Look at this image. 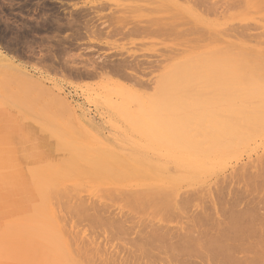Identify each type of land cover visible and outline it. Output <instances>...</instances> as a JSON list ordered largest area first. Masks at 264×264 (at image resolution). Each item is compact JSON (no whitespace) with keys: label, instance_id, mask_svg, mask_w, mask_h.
Wrapping results in <instances>:
<instances>
[{"label":"bare ground","instance_id":"6f19581e","mask_svg":"<svg viewBox=\"0 0 264 264\" xmlns=\"http://www.w3.org/2000/svg\"><path fill=\"white\" fill-rule=\"evenodd\" d=\"M61 1L76 2L78 0H61ZM135 1L136 0H134L135 6L129 5L131 6L128 9L130 12L147 10L149 11L148 13L150 12L161 13V12H167L166 10H168L167 9L168 5L163 3V1H167V0H142L144 3H141L142 2L141 0H137V3ZM138 1L139 2L141 1L140 2L141 4H139ZM183 1L190 8L195 6L196 7L204 6L205 8L204 10L207 11L206 13L209 12L208 14H210L211 12H213L214 14H216L215 7H212L211 9L208 10L210 4L208 7L206 6L207 7L206 9L205 4L207 0H183ZM253 1L255 3L257 2L256 0ZM242 2L243 0H236V2L233 3L236 4L237 6H240L242 5ZM145 3L147 5H144ZM86 4L89 5L91 3L89 1H86ZM228 4L230 5V3L227 2V5ZM87 5L86 7L85 6L82 7L88 9L89 6ZM104 5L102 3L101 4L99 3L98 6L97 5L94 6L96 10L99 9L103 10V8H106L104 7ZM79 8H77V10ZM95 8L93 7L94 10ZM48 9L50 12L51 9L50 6ZM86 9L80 8L78 11V13L80 14H76V15L81 16L82 15L81 13L84 10L87 11ZM75 10L76 9H73L72 11ZM92 10L89 9L88 10L89 12L87 11L86 14L90 13L91 15ZM56 11L54 12L56 13ZM97 12L95 11L94 13ZM55 13L53 14L55 15ZM59 13L60 11L58 12V14ZM219 13L220 12H218V15ZM86 14L83 12L84 15L83 18H85V16L87 17ZM46 15H47V11H46ZM60 15L63 14L60 13ZM70 15L73 16L72 14ZM55 17L56 16H53V18ZM157 17H159V15ZM169 18L159 17V18H151L148 21L146 20L145 22L141 21V23L145 24L144 28L139 27L141 24V23L139 24L140 21L131 22L127 20L124 21V19H121V21L118 22L117 21L110 22L111 20L115 21L120 18L114 20L109 18L110 21H108L109 20L108 19L107 22L108 23L110 22L112 24L109 23V25H107L108 23L105 21L107 24L103 25V27L101 26L102 24L100 26L98 25L103 29L99 28L98 26L97 27L103 33L104 29L108 28L107 26L111 27L112 25H114V27L113 26L112 27L117 32L115 34L117 35L119 33L121 34L123 33L122 34L123 36L125 33L124 32L125 28H127L131 24H134V26L132 25V28L130 29L128 28L127 30L128 32L126 31L125 34L126 36L129 35L127 33L130 34L132 33L133 35L139 32L142 33V31L145 32V35L152 34L159 36L161 35L169 36L170 33L172 32H173L172 34L175 33V30L178 26H182V24L177 22V20L176 22H166L165 20H163ZM55 19L57 20V17ZM74 19H70V20H74ZM67 20L69 22V19ZM85 20L87 19L85 18L83 20L85 24H83L78 20L71 21L68 24V28L70 27L69 25H71L70 28L72 29L73 27L74 29L77 27L74 26V24L82 23L86 30L91 31L92 29L91 30L89 29L90 25L88 23H91L93 19L87 20L86 22ZM61 21L63 23V18L61 19ZM65 23L66 22L60 25L61 26L63 25L64 27ZM137 23L139 24V26H136ZM93 24L94 23H92V25ZM116 24L118 25L120 24L119 27ZM65 25H66L65 27H67V23ZM61 26H59V28L57 27L58 30L60 28L63 29V27ZM237 27H236L237 29H234L235 27L228 29L227 30L228 32L226 31V33H224V36L226 35L225 38L226 37L231 39L234 38L235 41L237 40L240 42L242 41L254 42L258 38V35L255 33L256 28H254V26L252 27V25H247V26L243 25L241 27L240 26ZM80 28L82 29L83 26H81ZM114 30L113 32H115ZM74 33H75V29H74ZM176 33H178V35ZM176 33L175 34L178 36L177 38H182L185 35L184 32L179 33V31H177ZM77 34L78 33H76L75 37H77ZM111 34L114 33L111 32ZM198 39L200 38L198 37ZM219 40H221V43L219 45L224 44L223 47L221 48L222 45L219 46L221 49H218V51L216 50L213 53H211L212 56L210 57L198 56L193 60L190 59L189 57V59L186 61H181L182 59L180 61L178 59H177L178 61H175V59L174 60L172 59L174 63L171 61L172 62L171 65H167L166 67L164 66L162 70L163 74L161 75L160 78H158L159 81L157 80L156 87L154 86V88H156L158 91L156 94V98L154 97L155 99L153 98V100L148 99L149 100L148 104H146L145 102V104L149 106L148 109L146 107H145L146 109L143 108L139 103H137L138 105L135 103L138 107L135 108L134 110H132L131 108L127 109L126 104H125L126 106L125 105L123 106V104L121 105L122 102H120L119 105H116V108H114L115 113L117 112L116 114H119L120 116L123 115L125 118L129 116L132 117L131 115H133V117L136 120H141L142 118L140 119V116L142 117V115H144L142 113H145L144 115L145 135H146L145 148L152 149L153 151L156 150L166 151V153H168L169 156H173V157L172 159L167 157L168 160H166L167 158L164 159L165 162L168 161V163H170L169 160L173 161L174 160L173 158H175L177 160L176 161L177 165H175V160L173 162V165H175L177 168H180L179 170L181 171L184 170L189 174L190 173L194 174V172H198V171L202 172L203 174L206 171L205 169L207 170L209 169L208 165L212 167L213 164L216 165L218 163L220 164L222 160H223L222 162L223 164L225 162L227 163L226 160L228 159L224 160V158H228L230 156L232 157L233 155H234L233 157L235 158L237 152L239 153V151L243 149H244L243 151H245L246 149L248 150L249 148L247 147H251L250 146L251 142L255 141L256 139H258V137H260L259 136L260 131L264 127V123H262L261 121L262 119H260V115H262L263 117L264 114L259 115V113H263L261 112L260 108L264 105L261 104L260 101L261 99L258 100L259 98L258 94L260 93L258 92L259 80H258V66H257L258 55H256L257 51L255 50L254 47L250 48L242 43L236 45L233 42L231 43L229 40L228 41L226 40L222 41V39ZM61 43L63 44V42ZM62 46L64 48V45ZM62 50L64 51V49ZM49 51L50 50H48L47 53H49ZM59 51L57 50V52ZM51 55L49 56V58L51 57ZM73 56L74 55H72V57H70L68 61L64 59L66 65L63 64L64 67L63 66L61 67L63 68L64 73L67 72L70 76H72L73 78L75 77L76 79L79 80L108 78V80H104L106 83H102V84L100 83L101 85L98 84L96 87L95 86L91 87L88 85L89 88H100L101 90L104 89V91L108 90L107 92H109V91H114L113 90L114 88L112 89L110 87L113 86L115 87L116 90L117 88H119V85L116 84L118 87L114 85L116 82L112 80L111 76H117L120 79H124L126 81L128 80L132 82L135 86H138L136 88L141 87L142 89V87L143 88L147 87L148 84L147 81H143L137 75L138 71H140L141 67L143 66L140 62L131 61L129 60V58L121 59L120 61L118 60L117 62L116 61L117 59L114 60L116 58L115 57L113 59L114 61H111L110 59L109 61L102 58V61L100 60V62L93 61L91 63V61L88 60L90 64L83 65L82 63L83 66H81L76 63L77 61H69L70 59L74 58ZM43 57H41L43 61L46 59L48 60V57L46 59H43ZM1 58L3 57L1 56L0 59ZM63 58L65 57L63 56ZM50 59L49 61H52L51 62V66H52V64L55 63L53 62V60L55 61V59H53V57ZM3 60L6 59H2V61ZM60 60L61 59H59V61ZM6 66L4 70L1 71L0 69V71L1 72L6 71L4 72V74L6 75L9 73L10 71L9 69H12V71L14 72L15 70L14 68L7 69L8 67L11 66L8 67ZM53 67L52 69H54ZM16 71L17 73L20 72L18 70ZM14 74H16V72ZM14 74L12 73L13 76L11 77L16 78L17 74L15 75V77ZM5 77L6 80L10 78V77L7 78V76ZM3 80L4 79L2 78L1 81ZM6 80L4 82L7 83ZM10 80L12 79L10 78ZM24 81H25L23 82L24 85L20 87L21 89L18 88V92H20L21 95L25 98L17 99V101L20 100L18 102L19 108L17 113H19L18 115L19 117H21L24 115L23 114L24 111L27 112V115L24 116H28L29 114L28 112H32L30 113L31 115H29L30 117L32 116V118L29 119L27 123H25V121L20 122L21 128H19L18 131V140H19L18 144L20 145L18 150L19 154L16 159L17 162L15 161L17 163V166L15 165V167L16 169L18 168L17 173L15 172L17 174V178L15 181L17 182L16 183L17 185L15 184L14 188L15 187L18 188V190L16 189L17 193H19L18 200L22 199L23 197L29 198L30 203H28L29 205H27V207L22 208L19 215L16 217L17 225L19 227V232L15 233L12 236L15 237L12 243L14 242L13 245L17 246L16 248L17 250L14 249V247L12 246L13 250L17 251L16 257L18 256L17 257L18 263L16 264H264V200H263L264 198L262 199V201L261 198L258 201H256V199L258 198V194H260V192L262 193L264 192L263 191L264 165H262L263 166L262 167L261 165L258 164L257 169L259 170L262 168V170H259L257 174L254 173L252 175L249 174L248 170H246V168L243 167L245 170L244 169L242 170L248 173L249 176L251 175V177L248 178V175L246 176L244 174L245 172L243 173L245 177L241 175L242 173L241 174L237 173V175L238 174L239 176L241 175L243 179L246 178V181L250 182L249 184L251 186L248 187V189L251 188L252 190L251 189L248 190L247 188H245L243 190L244 191L243 194L238 192L237 194L235 193V195L233 194L234 196L230 195L232 196V198L229 200V204H228L229 206L223 204V202L225 201L222 202V199L220 200L223 205L221 203H217L216 200L214 199L212 201V204L210 205L212 209L209 208L208 206V208L211 209L210 211L206 207L193 204L194 201L198 199L197 195L194 193V190L192 192L187 190L181 193L176 189L173 190L174 188L171 189V187L170 188L160 187L157 189L155 188L144 189L143 187L139 189L137 188L138 186H136L138 184V181L135 184V186H130L131 185L130 184L129 185L130 187L125 185V187L126 186L127 187L123 189L119 187L110 188L108 196L103 195L104 198L106 197L107 199L106 198L102 199V197H98L99 198L98 200H94V199L92 200V198L90 197L83 199L81 195L78 194V192H76L75 189L77 190L80 189L81 191V188L83 189L84 187H80V188L78 187L79 189L75 187L74 189L73 188L74 186H69L70 182L72 183V181H76V179H80V178L88 182L90 181L93 182V180L95 181L96 179H101L106 176L117 177L120 174H122L121 173L122 170L120 168L121 164H119V162L117 161H114L116 159L112 158V156L110 157L103 155L101 157L99 156L94 159L86 160L81 157L82 154H84L81 152V150H78L80 151V153L77 150H74V153H76L75 151H77L78 155L80 154L79 155L80 157L78 156L75 157L73 155L66 156L64 153L65 151L61 148L60 149L57 147H56L57 149L55 147L53 148L52 147L53 145H57V143L60 142V139L57 136L58 131H55L56 129L53 128L55 126L53 125L55 122H52V120L50 119V117H52V119L54 120V116L49 115L50 117H48V115L46 114L47 111L45 110L48 107L44 106L43 104L41 105V108L43 106L42 109L45 110L46 112H40V113L44 114V116L37 111L38 114H40L38 116V114H36V111L32 110V108L37 105L36 103L34 104L32 97L29 96L30 93L27 91H29L31 87L32 88L34 87L31 86L33 85L32 83H34V81H31V79L28 80L25 79ZM3 84L4 83L2 82V85ZM120 88L122 89L123 87ZM125 88L128 90L132 89L130 88V86H127ZM39 89L37 90V92L39 91ZM41 90L42 92H46L43 91V89ZM123 90L125 89L123 88ZM9 99L11 100V98ZM15 101L16 100L14 99V102ZM49 101L47 104L49 103L54 104V102L51 103ZM262 101L264 102L263 98ZM32 104H34L33 107ZM258 104H261L262 106L258 107ZM64 105L66 104L64 103ZM106 106L108 105L106 104ZM110 106L108 107L110 108ZM263 108L264 107H262V111H264ZM258 109H260L259 113H258ZM111 111L113 110L111 109ZM129 111L131 114L128 113ZM23 117H21V120L19 119V121H22ZM39 117L40 119H36ZM41 117H42V121L45 120L43 119V117H46V120L48 121H44V122H48L52 124L53 125V126L51 125L52 128L50 125L46 126V123L45 126L43 127L44 123H42ZM141 121H143V119ZM134 123L131 124V127L132 125H134L135 128L136 126H139L138 123L137 124ZM24 124L25 126L26 125L29 126V128L27 126L26 128L23 127ZM39 124H41L42 125L41 127L43 128L40 129ZM37 125L39 126L38 127L39 130L37 128ZM140 125L142 126V122ZM53 131H55L57 135L56 133L54 134ZM263 131L264 130H262V132ZM129 141L127 142L130 143ZM131 143L133 144L132 141ZM46 145L47 147H45ZM38 146L39 148L37 149ZM134 146H136V144H134ZM40 148H43L41 149L43 150L41 152L42 154L39 153ZM131 149L132 148L130 147V153H134L137 151L136 149L135 150L133 149L131 150ZM35 150L38 151L35 152ZM127 151H129V149ZM115 153L117 152L115 151ZM149 157L150 155L148 154L147 159H145V161L148 160L147 163L146 162L141 163L142 165L149 164L147 170L146 168H145L146 171L143 170L145 172V173L143 172V174L144 176H146V174L148 173L155 174L154 172H156V175H152L154 176L155 179V177L157 178V172L160 171L159 169L160 164L157 163V161L163 163L164 160L163 158L162 160L160 158L161 161H159V158L153 159L152 156L150 160ZM136 160L135 162H137L138 160L140 162L143 161L144 159L142 160L138 159L137 161ZM261 160H262L261 161L262 164V162L264 161L263 159ZM168 163L167 165L170 167ZM163 164H161V168L163 167L162 166ZM164 165H165L163 167L164 169L165 168L169 169V167H166L167 166L166 163ZM205 166L207 168L204 169ZM259 166H261V168H259ZM135 167L136 166H134V168ZM151 168L153 170V173L152 171H150ZM170 168L171 169H169L168 171L170 170L172 171V169H174V171L176 170L177 172H180L177 168H174L173 166ZM222 168L224 169V167ZM136 169L137 168H135L134 170ZM148 169L149 172H147ZM157 169L159 170L157 171ZM203 169L205 170L204 172ZM211 169L212 168H210V171H212ZM138 171L140 174L135 171L132 172L137 173L139 177L142 176L143 175L141 173L142 171L140 169ZM149 174L147 176L150 177ZM163 174L165 173H162V176ZM168 175H170V173L166 174L167 178L169 177ZM179 175L181 177V180L183 179V177L186 179L185 177L186 175L182 174L183 175L182 176L180 173ZM152 176L151 178H149V180L152 179V182L154 183ZM173 176L174 175L172 174V176H170L169 179H172L171 177ZM107 177L106 179H108ZM142 178L143 177H141V181L143 180ZM164 178L166 181L167 180L166 177ZM164 178L162 179L163 182L162 181L160 182V180H156V181L160 183H164L165 182ZM196 179L197 178H194V180L192 179L191 180L192 183ZM247 179H249L250 181ZM146 180L148 179L146 178ZM226 181L228 182V180ZM144 182L139 183V185L144 186L143 185ZM173 182L171 183L173 184ZM179 182H178V186H180ZM188 182H190V179ZM248 182H247V186H248ZM153 183L150 186H154ZM160 183L158 185H160ZM251 183L253 184V186L251 185ZM119 184L117 185L115 184V185L118 186ZM147 184L145 183V185ZM155 185L157 184L155 183ZM175 185H177V183ZM258 187L259 190L261 189L262 190L259 191L257 189ZM256 189H257V193H256ZM250 195L253 196V198L247 200V203L245 204L246 207L243 209H239V205L241 204L240 200H242L240 198L242 196L243 197L245 196L244 198L246 199L249 198ZM118 202L119 203L123 202L124 205H129L130 208L128 206L127 207L124 206L123 204L118 205L119 204ZM210 203L211 202H209V204ZM219 204L221 205L219 206ZM193 207H195L196 210L193 211V214H190ZM125 208H129L130 211L127 212ZM139 212L142 213L141 216ZM121 247L123 249H121ZM122 253H124V255H122Z\"/></svg>","mask_w":264,"mask_h":264},{"label":"rangeland","instance_id":"374dc122","mask_svg":"<svg viewBox=\"0 0 264 264\" xmlns=\"http://www.w3.org/2000/svg\"><path fill=\"white\" fill-rule=\"evenodd\" d=\"M78 1H76V2L75 1H72V2L66 1L65 2V1H61V0H48V1L47 0H45V1L44 0H0V57L1 56L3 57L0 59V69H1V71L4 70L6 65H7L6 67L11 66V67H8L7 69H9V68L15 69V70L13 69L14 72L12 71V69H9L10 70V71L8 70L9 75L4 74V72H6V71H4V72L0 71V73H1L0 74V264H16V263H18V260H17L18 256L16 257L17 246L13 245L14 242L12 243V241L15 237H12V236L15 233L19 232V227L17 225L16 217L19 215L21 209L24 207H27V205H29L28 203H30L29 198L23 197L22 199L18 200L19 193H17V191H16V189L18 190V188L17 187L14 188V185L17 183L15 181L17 178L16 173H17L18 168L16 169L15 165L17 166V163H16L17 160L16 159H17V156L19 154L18 150H19V146H20L18 144V141H19L18 140V131H19V128H21L20 122L25 121V123H27V121L32 118V116L31 117L29 116V115H31L30 113H32V112H28L29 113L28 116H24V115H27V112L24 111V113H23L24 117L21 116V117H23V120L19 121V119L21 120V117H19V115H18L19 113H17L18 108H19L18 102L20 101V100L17 101V99L18 98L19 99L25 98L21 95L20 92H18V88H20L21 86L24 85L23 82H25L24 81L25 79L26 80L31 79V81H34V83H35V85H34V83L31 82L33 84L31 86H34V87L30 88L31 91L30 90L27 91L30 93V94L29 93L28 94H29V96L32 97L34 104L36 103V105H37V106L33 107L34 104H32V107H33L32 110L36 111V114H38V112L40 113V112H46L47 111L46 114L48 115V117H50L51 115L54 116V120L52 119V117H50V119L52 120V122H55L53 124V125H55L53 128L56 129L55 131H58V135L55 131H53V132H54V134L56 133V135L60 139V142H58L57 145H53L52 146L53 148L54 147L55 148L57 147L59 149L61 148L65 151L64 153L66 156H72L73 155L75 157L76 156L80 157L79 156L80 154L78 155V152L80 153V151H78V150H81V152L84 153V154H82L81 157L86 159V160L94 159V158L99 157V156L101 157L103 155L104 156H110V157L112 156V158L116 159L114 161H117V162H119V164H121L120 168L122 170V172H121L122 174H120L117 177H111V176L107 177L106 176L108 179H106V177H104L101 179H96L95 181L93 180V182L92 181L88 182V181H85V180L80 178V179H76L77 182L76 181H72V183L70 182L71 184L69 183V186H74L73 187L74 189H75V187L76 188L84 187L83 189L81 188V191L79 188H78L79 190L75 189L76 192H78V194H80L83 199H86L88 197L92 198V200L93 199L98 200L99 199L98 197H102V199H105L106 197L104 198V196H106V195L108 196L110 188L119 187V188L123 189V188H126L127 186H129L130 184H131L130 186H135V184L138 181V184L136 186H138L137 188H139V189H141L143 187H144V189L145 188L157 189L160 187L161 188H163V187L170 188L171 187V189L174 188L173 190L176 189V190L180 191L181 193H183L184 191H187V190L191 191V192L194 190V193L197 195L198 199L196 201H194L193 204L206 207L210 211L212 209L210 207V205L212 204V201L214 199L216 200L217 203H221L220 199H222V202L225 201V202H223V204H226L227 206H229L228 205L229 200L232 198V196L235 195V193L237 194L239 192V193L243 194L244 193L243 190L245 188L248 189V187H251L249 184L250 182L246 181V178L243 179V177H242V176H244L243 173L245 172L244 168H246V170H248V173L252 175L254 173L257 174V172L259 170H262L261 166L264 165L263 164L264 162H262V164H261V161H262L261 159H263V161H264V139H263L264 138V131L262 132V130H264V127L261 129L260 134H259L260 137H258V139H256L257 141L256 140H255L256 142L253 141L254 144H253V142H251V144H250L251 147H247V148H249L248 150L245 148L246 149L245 151H243L244 150L243 149V150H241L242 152L241 151H239V153L237 152L236 154L238 156L235 154L237 156V157L235 156V158L233 157L234 155L232 157L230 156L228 158H224V160L225 159L229 160V161L226 160L227 163L226 162H225L226 164L224 163L225 166L222 163L223 162V160H222L220 164L219 163L217 164L218 166L216 164H213L212 167H210V165H208L209 171H210V168H212L211 169L212 171H210V172L207 169H205V168H207L205 166L204 169L206 171L203 169V172L205 171L203 174H202V172H199V171L194 172V174L193 173L189 174L188 172H186L184 170H182V171L179 170L180 168H177L175 166V165H177L176 164L177 160L175 158H173L175 160V165H173L174 160L173 161L169 160L170 163H168V161L165 162L164 159H166L167 157H169L170 159H172V157H173V156H169V154L166 153V151H158V150L153 151L152 149L145 148V146H146V144H145V142H146L145 141V136H146L145 135V123H144L145 113H142L144 115L141 114L142 117L140 116V119L141 118L143 119V121H141L142 119L136 120L133 117V115H131L132 117L129 116V117L125 118L123 115L120 116L119 114H116L117 112L115 113V111H114V108H116V105H119L120 102H122L121 105L123 104V106L126 104L127 106L126 105L125 106L127 107V109L131 108L132 110H134L135 108L138 107L137 103H139L143 108L146 107L148 109L149 106L146 105L149 103L148 101L150 99L153 100L154 97L156 98V94L158 91L156 88H154V86L156 87L157 80L159 81L158 78H160L161 75L163 74L162 70H163L164 66L166 67L167 65H171L173 62L172 59L173 60L175 59V61H178V60L180 61L181 59H182L181 61H186L189 59V57L192 60L198 56L210 57V56H212L211 53H213L216 50L218 51V49H221L223 47L224 44L223 45L221 44L222 46L219 45L221 43V40H219V39H222V41L223 40L224 41L229 40L231 43L233 42L236 45L242 43V44H244L250 48H253V47L255 48V50L257 51L256 55H258V58H257L258 80H259L258 92L260 93V94H258V97H259L258 100L261 99L260 100L261 104L264 105V102L262 101V98L264 100V0H256L257 1L256 3L253 0H249V1L243 0L242 5H240V6H237L236 4H234L236 2V0H207L206 4H208V5L205 4V7L206 6L208 7L209 4H210V6H209L208 10L211 9L212 7H215V9H216L215 13L216 14H214L213 12H211L210 14H208L209 12L206 13L207 11L204 10L205 9L204 6H201V7L195 6V7L190 8L189 6H187V4L183 0L163 1L164 4L168 5L167 6L168 10H166L167 12H161V13H151V12L148 13L149 11H147V10L146 11L141 10V11H137V12H130L128 9L132 5L135 6L134 0H78ZM86 1H89L91 4L87 5ZM231 1H233L234 3ZM251 1H253L254 3ZM135 2L137 3V0ZM140 2L138 1L139 4L144 3L143 1L141 3ZM227 2L230 3V5L228 4L229 7L227 5ZM58 3H60L62 5H60ZM74 3H77V4H74ZM92 3H93V5H92ZM99 3L100 4L102 3L103 5L105 4L106 6L104 5V7H106V8H103V10L102 9L96 10L95 6L96 5L98 6ZM146 3L144 5H147ZM63 4H65V5H63ZM48 5L51 8L50 12L48 9L49 8ZM66 5H68L69 7ZM86 5L89 6L90 8L88 7V9H86L85 8ZM129 5H131V6H129ZM44 6H46V7H44ZM53 6H54V8H53ZM72 6H74V7H72ZM82 6H85V7H82ZM92 6L95 8V10L93 9ZM79 7L82 9H86L87 11L89 9L94 10V11L92 10L91 15H90V13L86 14L87 11H85V10L83 11L88 17L87 18L85 16V18L87 20L93 19L92 22L90 21L91 23H88L90 25L89 29L90 30L92 29L91 31L86 30L84 25H83V24H85L83 22V20L85 19V18H83V16H84L83 12L81 13L82 17L80 15L79 16L76 15V14H80V13H78V11L80 9ZM150 7H153V6H150ZM207 7H206V9H207ZM32 8H33V10H32ZM77 8H79V9L77 10ZM73 9H76L77 11L76 10L72 11ZM217 9H219V10H217ZM225 9H226V11H225ZM52 10H53V12H52ZM56 10H58V11H56ZM40 11H42V12H40ZM46 11H47V15H46ZM54 11H56L58 16L56 15V13ZM59 11L63 15H60V13L58 14ZM95 11L96 12L98 11V12L94 13ZM217 11L220 12L221 14L219 13V15H218ZM128 12H130V13H128ZM40 13H41V15H40ZM53 13H55V15ZM124 13H126V14H124ZM222 13H224V14L226 13V14L224 15ZM42 14H44V15H42ZM70 14H72L73 16L75 15L77 17H75V16L73 17ZM160 14H162V15H160ZM89 15H90V17H89ZM158 15L161 18H164V17L169 18V16H170L169 19H163L166 22H176V20H177V22L181 23L182 26L177 25L178 27L176 26L177 27L176 30L179 31V33L184 32L185 37L183 36L184 38L183 37L177 38L178 33H176L177 32L176 30H175V33L177 35L175 33H174L175 35L172 34L173 33L172 32L169 34V36H164V35L159 36V35H152V34L151 35L150 34L145 35L144 31H142V33L136 32L137 34H133V35H132V33L131 34L127 33L129 35L126 36L125 35L126 31L128 30V28L129 29L132 28V25L134 26V24H131L127 28H125V30H124L125 33L123 36H122L123 33L122 34L119 33L117 35L115 34L117 32L113 28L114 25H112L113 27L112 26L111 27L107 26L108 28L105 27L107 30L104 29L103 33H102V31H100V29H98V27L101 24H102L101 25L102 27H103V25L107 24L108 23L107 20L109 18L113 19V20L120 18V19L115 20V21H112V20L110 21V19H109L108 21H110V22H116V21L118 22V21H121V19H124V21L127 20V21H131V22H139L140 21L139 22V24H140L141 21L145 22L146 20L148 21L151 18H159V17H157ZM53 16H56L57 20L55 19L56 17L53 18ZM59 16L61 19L63 18V23L64 22L67 23V27H65L66 23L64 24L65 28L63 27V25L62 26L60 25L63 23H62L61 19L59 18ZM49 17H50V19H49ZM58 18H59V20H58ZM74 18H76V19H74ZM67 19H69V22L78 20V21L82 22L83 24L82 23L74 24V26H77L76 28H74L75 29V33H74L73 27H72V29L70 28L71 25H69L70 27L68 28L69 22ZM70 19H74V20H70ZM79 19H81V20H79ZM54 20H56V21H54ZM87 20H85V22ZM58 22H59V24H58ZM92 23H94V24L92 25ZM109 23L107 25H109ZM110 24H112V23H110ZM139 24L137 23L136 26H139ZM116 25H118V24H116ZM119 25H118V27H119ZM243 25L244 26L252 25V27L254 26V28H256L255 33L258 35V38L254 42H252V41L240 42L237 40L235 41L234 38H232V39L228 38V37L225 38L226 35L224 36V33H226V31L228 29L234 28V27H235L234 29H237V28H239L237 26L241 27ZM59 26L63 27V29L60 28L58 30ZM72 26H73V24H72ZM81 26H83L82 29L80 28ZM92 26H93V28H92ZM144 26H145V24L141 23L139 27L144 28ZM94 27H95V29H94ZM102 27H99V28L103 29ZM113 30L115 32H113ZM89 32H90V34H89ZM93 32H95V33H93ZM111 32L114 34H111ZM76 33H78L77 37H75ZM81 35H83V36H81ZM69 36L72 38H70ZM67 37H68L69 41L67 40ZM198 37L200 39H198ZM216 38H218V39H216ZM61 39H63V40H61ZM218 41H220V42H218ZM61 42H63V44ZM70 44L73 46H71ZM179 44L180 45L184 44V45L180 46ZM62 45H64V48ZM187 45H188V47H187ZM60 46H62V47H60ZM219 46H221V48ZM59 47L61 48V50L64 49V51L63 50L61 51ZM65 47H66V50H65ZM186 49H187V51H186ZM48 50H50L52 55H54L55 57L51 55L50 51H49V53H47ZM57 50L58 51L60 50L64 54L61 53L60 51L57 52ZM50 55H51L50 58L53 57V59H55V61L53 60V62H55V63H53L54 65L52 64V66H51L52 61H49ZM72 55H74L73 56L74 58L70 59L69 61H77L76 63L81 65V66H83L85 64H90L88 62V60H90L91 63L93 61L94 62L95 61L100 62V60L102 61V58L106 59V60L110 59L111 61H114L117 59L116 60L117 62H118V60L120 61L121 59H125V58L128 59L129 58V60H131V61L140 62L143 65V66L141 65L143 68L141 67V70L138 71V74L137 73L136 74L143 81H147V83L149 85L147 84V87H144V88L142 87V89H141V87L136 88L138 86H135L132 82H130L128 80L126 81L124 79H120L117 76H111L112 80L116 82L115 84L114 83L113 84L116 87H118L117 85H119V88H117L116 90H115V87H113V86H110V87L112 89L114 88L113 89L114 91H109V92H107L108 90L104 91V89L101 90L100 88H89V86H91V87L95 86L96 87L98 84L101 85L102 83H106L104 80H108V78L79 80V79H76L75 77L73 78L67 72L64 73L63 68H61L63 66V64H65L64 59L68 61V59L70 57H72ZM43 56H45V57H43ZM63 56L65 58H63ZM41 57H43V59H46L48 57V60L46 59L43 61ZM56 57H58V58H56ZM173 57H176V58H173ZM75 58H76V60H75ZM2 59H6V60L2 61ZM59 59H61V60L63 59L62 61L64 63L61 60L59 61ZM50 60H52V59H50ZM56 63H58V64H56ZM60 63H62V64H60ZM82 63H83V65H82ZM53 66H55L56 68ZM2 67H4V68H2ZM52 67L55 70L52 69ZM56 69H59V70H56ZM16 70L20 71L21 73L20 72H19L20 74L17 73ZM15 72L18 75V77L16 74H14ZM2 73H3V76H2ZM12 73L14 74V77L16 75V78L11 77V76H13ZM5 76H7V78L10 77L13 81L10 80V78L6 80ZM2 78L4 79L3 81H1ZM5 80L7 81V83L4 82ZM2 82L4 83L3 85H2ZM28 83H30V82H28ZM127 86H130V88H132V89H129V90L126 89L125 87H127ZM149 86L151 87V89ZM120 87H123L125 90H123V88L121 89ZM133 87H134V89H133ZM39 88L43 89V91H46V92H42V90ZM38 89H39V91L41 90L40 94H39V91L37 92ZM114 92H116V93H114ZM12 95H13V98H12ZM36 95H37V97H36ZM9 96H11V97H9ZM17 96H19V97H17ZM9 98H11V100ZM110 98H111V100H110ZM14 99L16 100L15 102H14ZM51 100H53V101H51ZM105 100H107L108 102ZM48 101L51 103L54 102V104L49 103L50 104L49 105V104H47ZM145 102H146V104H145ZM64 103L66 105H64ZM42 104L44 106H47L49 109L47 108L48 109L47 110L44 108L46 111L43 110L42 109L43 106L41 108ZM106 104L108 106H110L112 104L110 106V108L113 111H111V109L108 106H106ZM113 104H115V105H113ZM261 104H258V107L262 106ZM262 107H264V106H262ZM262 107L260 109H261V112H263V113H259L260 109H258L259 115L264 114V111H262ZM117 108H118V106H117ZM41 109H42V111H41ZM263 110H264V108H263ZM56 111H58V112H56ZM128 113H130V111ZM40 114L44 116V114H42V113H40ZM40 114H38V116ZM84 114H86V115H84ZM83 115L85 116V118ZM123 118H124V120L125 119L126 120L124 121ZM36 119H40V117L36 118ZM43 119H45L44 121H48V120H46V117H43ZM50 119H49V121H50ZM260 119H262L261 121H262V123H264V116L262 117V115H260ZM41 121H42V117H41ZM44 121H42V123H44L43 127L45 126V123H46V126L52 125V124H50L48 122H44ZM134 122L136 124L138 123L139 126H136V128H135L134 125H132V127H131V124ZM141 122H142V126L140 125ZM39 125H40V127L37 125V128L38 127L40 129L43 128V127H41L42 126L41 124H39ZM120 125H121V127H120ZM26 126H25V124L23 125V127H25V128H26ZM52 126H51V128H52ZM27 127L29 128V126H27ZM138 127H139V129H138ZM39 128H38V130H39ZM131 128H132V130H131ZM54 129H52V130H54ZM139 130H141V131H139ZM66 132H67V134H66ZM87 133H89V134H87ZM68 135H69V137H68ZM124 135H127V136H124ZM121 137H122V139H121ZM129 140H131L133 142V144ZM127 141H129L130 143H128ZM134 144H136V146H134ZM45 147H47V145ZM123 147H124V149H123ZM130 147L133 150L136 149L137 151L138 150L139 151L138 152L136 151L134 153H130ZM38 148H39V146L37 147V149ZM112 148H114V149H112ZM41 149H43V148L39 149L40 154H42L41 152L43 151ZM128 149H129V151H127ZM74 150L78 151V152L75 151L77 153V155H76V153H74ZM37 151L35 150V152H37ZM115 151L117 153H115ZM119 152H120V154H119ZM160 152L162 153L163 156L161 155ZM121 153L124 156H122ZM141 153H143V154H141ZM148 154L150 155V157H149L150 160H151V156L153 157V159L159 158V161H161L163 158L164 162L163 161L162 162L164 164L166 163V165H167V163H168L170 165V167L173 166L174 168H177L180 172H177L176 170L174 171V169H172V171H174V172H172L171 170L168 171L169 169H171L168 165L166 167H169V169H167V168L164 169L163 167L165 165L163 163L157 161V163L160 164V168H159L160 171H158L159 169H157V171H158L157 172V178H159V179H157L156 177L154 179V176H152V175H156V172H154L155 174H151V173L149 174L148 173L150 175V177L147 176L148 174H146V176H144L143 172L147 170V167H149L148 166L149 164L148 165H146V164L142 165L141 163L142 162L147 163L148 160L145 161V159H147ZM146 155H147V157H146ZM165 155H168V156H165ZM127 156H128V159H127ZM142 156L145 158H143ZM134 157H135V159H134ZM136 158H137V160L138 159H140V160L144 159V160L139 162V160L137 161ZM160 158H161V160H160ZM132 160H133V163H132ZM135 160L137 162H135ZM166 160H168V158ZM127 164L129 165V167ZM161 164H163L162 168H161ZM221 164H222V166H221ZM258 164L261 165V166H259V168H261L259 170L257 169ZM138 165H140V166H138ZM247 165H248V168H247ZM134 166H136L135 167V168H137L136 170H134L135 169ZM222 167H224V169ZM145 168H146V170H145ZM213 168H215L216 170ZM139 169L142 171V172L141 171L140 172L143 174V175L141 174L142 176H140V177L138 176L137 173H135V172L139 173V171H138ZM242 169H244V170H242ZM132 171H135V172H132ZM150 171H152V173H153L152 168L150 169ZM201 171H202V169H201ZM147 172H149V169ZM168 172L170 173V175H168L169 177L167 178L166 174H169ZM175 172H177V173H175ZM134 173H135V176H134ZM159 173H161V174H159ZM162 173H165V174H163V176H162ZM179 173L181 175L182 174L186 175L185 177H186V179L187 178L188 179L186 180L183 177V179L181 180ZM200 173H201V175H200ZM237 173H240V174L242 173L241 174L242 176L240 175L242 178L239 176V174L237 175ZM248 173L245 172L244 174L246 176L248 175V178H249V177H251V175L249 176ZM15 174H16V176H15ZM172 174L174 175L173 177H175V178L171 177L173 180L169 179L170 176H172ZM176 174L178 175L179 178L177 177ZM260 174H261V172H260ZM187 175H188V177H187ZM151 176L153 178L154 183L152 182V179L149 180V178H151ZM235 176H236V178H235ZM120 177H121V180H120ZM141 177H143L142 181H141ZM164 177H166V179L168 181L167 180L165 181ZM132 178H134V179H132ZM146 178L149 181L146 180ZM163 178H164L165 182L160 183ZM191 178L193 180H194V178H197L196 180H198V181L195 180L192 183ZM189 179H190V182H188ZM156 180H160V182H158ZM184 180H185V182H184ZM226 180H228L229 183ZM247 180H249V179H247ZM82 181H84V182H82ZM113 181L115 182L116 185L119 183L120 184L118 186H116ZM170 181L171 182L174 181L173 184ZM177 181L178 182L181 181V182H179L180 186H178ZM143 182H144V184H143L144 186H140L139 183H143ZM168 182H170V183H168ZM247 182H248V186H247ZM145 183L146 184L148 183L147 184L148 186L145 185ZM152 183L154 184V186H150V185H152ZM155 183L157 185H155ZM159 183H160V185H158ZM174 183L175 184L177 183V185H175ZM184 183H187L188 185L184 184ZM243 183H244V185H243ZM161 184L162 185L164 184V185L162 186ZM125 185H127V186L125 187ZM251 185L253 186L252 183H251ZM173 186H175V187H173ZM254 187H252V188H254ZM250 189H248V190H250ZM257 189L259 190V187ZM257 189H256V193H257ZM261 190H259V191H261ZM259 191H258V193H259ZM263 191H264V189H263ZM230 195H232V196H230ZM263 195H264V192L263 193L260 192V194H258V198H257V196L255 194V196L257 198L256 201H258L260 198L262 201V199L264 198ZM220 196H221V198H220ZM242 197L240 198L242 200H240L241 204L239 205V209L245 208L246 207L245 204L247 203V200H249L250 198H253V196H251V195L249 198H246V199L244 198L245 196L243 198ZM246 197H247V195H246ZM23 199H25V200H23ZM28 200H29V202H28ZM208 201L211 203L209 204ZM20 202H22V203H20ZM25 204H26V206H25ZM121 204H123V202L122 203L120 202L118 205H121ZM221 204H219V206ZM124 206H126V207L128 206L130 208L129 205H124ZM208 206L211 209H209ZM129 208H125V210L128 212V211H130ZM195 210H196V208L193 207L190 214H193V211H195ZM141 214L142 213H140V216H141ZM9 235H10V237H9ZM133 237H135V236H133ZM5 238H7V239H5ZM12 246L14 247V249H16L15 251L13 250ZM129 247H130V245H129ZM121 249H123V248L121 247ZM122 255H124V253H122Z\"/></svg>","mask_w":264,"mask_h":264}]
</instances>
